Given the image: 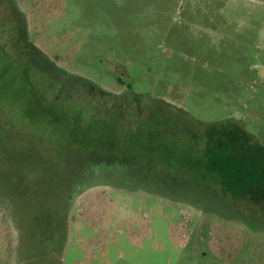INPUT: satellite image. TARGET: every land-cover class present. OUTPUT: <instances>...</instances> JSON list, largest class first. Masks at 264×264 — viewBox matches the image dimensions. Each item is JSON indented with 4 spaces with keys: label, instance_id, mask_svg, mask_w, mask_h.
Wrapping results in <instances>:
<instances>
[{
    "label": "rangeland",
    "instance_id": "obj_1",
    "mask_svg": "<svg viewBox=\"0 0 264 264\" xmlns=\"http://www.w3.org/2000/svg\"><path fill=\"white\" fill-rule=\"evenodd\" d=\"M0 47V264H264V192L204 155L264 154V0H0Z\"/></svg>",
    "mask_w": 264,
    "mask_h": 264
},
{
    "label": "trees",
    "instance_id": "obj_2",
    "mask_svg": "<svg viewBox=\"0 0 264 264\" xmlns=\"http://www.w3.org/2000/svg\"><path fill=\"white\" fill-rule=\"evenodd\" d=\"M4 47V46H3ZM3 47H0V52L4 54L6 51ZM33 56L34 60L26 61L21 60L19 55H15L14 53L5 54L6 60L17 63V65H26L29 68H34V65L37 67V65L41 62L46 65L47 68L51 69L55 67L52 63V61L47 60L42 61L41 58L44 57L42 54L40 56L39 52L37 53V50L35 47H33ZM36 51V52H35ZM38 57V58H36ZM15 58L17 60H15ZM45 59V58H44ZM30 60V59H29ZM31 63L29 65V63ZM36 75L41 79L44 77V75L39 74L38 72ZM77 78V77H76ZM78 79V78H77ZM40 84L45 83V80H39ZM62 84H66L65 82H62ZM49 85V84H48ZM60 85V84H59ZM50 90H52V87H49ZM127 88L130 89V86L127 85ZM49 90V91H50ZM60 91H65V88L61 86ZM101 114H103L101 112ZM106 115V116H105ZM104 115V121L105 123H109L111 125L118 126V121L115 118L117 117L116 114L112 113H106ZM107 117H110L111 119L108 120ZM150 117H156V115H151ZM167 124V122H165ZM213 127H225L220 129H209V133L207 134L208 140H207V146L204 151L205 158L208 162V170L212 172H217L222 180V177H225L228 182H226L227 186H231L233 190H237V197L242 196V194L245 191L246 188L252 187L255 183V178L258 177L260 180H264V154L263 152H259L250 144L247 143L245 140V137L247 139H250L247 135H243V130L240 126L236 125L235 123H224L223 125H217L214 124ZM48 132H53L47 127ZM50 130V131H49ZM54 133L53 141L57 140V136ZM262 151V150H261ZM258 154V156H257ZM38 160L41 162L40 159L41 155H38ZM257 156V158H254ZM43 162V161H42ZM127 162V160H126ZM62 163V162H61ZM255 163V164H254ZM45 164V163H43ZM51 164V163H50ZM49 164V165H50ZM47 172V171H46ZM48 175V173H45ZM243 188L240 190V188Z\"/></svg>",
    "mask_w": 264,
    "mask_h": 264
},
{
    "label": "flooded vegetation",
    "instance_id": "obj_3",
    "mask_svg": "<svg viewBox=\"0 0 264 264\" xmlns=\"http://www.w3.org/2000/svg\"><path fill=\"white\" fill-rule=\"evenodd\" d=\"M261 182H262V180H260V178L256 177L254 185H252V187H250V188H246L245 190L248 191V193L264 192V181H263V183H261ZM240 189L242 190L243 188L241 187ZM260 195H261V198H262V194H260ZM260 195L259 194H255V196H257L258 198L260 197ZM254 197H252V198H254ZM253 200H255V199H253Z\"/></svg>",
    "mask_w": 264,
    "mask_h": 264
},
{
    "label": "water",
    "instance_id": "obj_4",
    "mask_svg": "<svg viewBox=\"0 0 264 264\" xmlns=\"http://www.w3.org/2000/svg\"><path fill=\"white\" fill-rule=\"evenodd\" d=\"M262 71H264L263 69H261Z\"/></svg>",
    "mask_w": 264,
    "mask_h": 264
}]
</instances>
